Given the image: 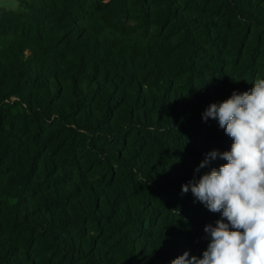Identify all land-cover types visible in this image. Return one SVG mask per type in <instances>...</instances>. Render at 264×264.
<instances>
[{
  "label": "trees",
  "instance_id": "obj_1",
  "mask_svg": "<svg viewBox=\"0 0 264 264\" xmlns=\"http://www.w3.org/2000/svg\"><path fill=\"white\" fill-rule=\"evenodd\" d=\"M257 78L264 0L0 8V264L202 258L221 214L182 185L232 144L202 114Z\"/></svg>",
  "mask_w": 264,
  "mask_h": 264
},
{
  "label": "clouds",
  "instance_id": "obj_2",
  "mask_svg": "<svg viewBox=\"0 0 264 264\" xmlns=\"http://www.w3.org/2000/svg\"><path fill=\"white\" fill-rule=\"evenodd\" d=\"M209 118L232 144L229 151L207 153L196 172L217 158L226 163L182 185V194L191 191L221 219L204 228L210 243L202 258L185 252L170 264H264V78L211 104L202 114L205 122Z\"/></svg>",
  "mask_w": 264,
  "mask_h": 264
},
{
  "label": "rangeland",
  "instance_id": "obj_3",
  "mask_svg": "<svg viewBox=\"0 0 264 264\" xmlns=\"http://www.w3.org/2000/svg\"><path fill=\"white\" fill-rule=\"evenodd\" d=\"M22 0H0V8L18 11Z\"/></svg>",
  "mask_w": 264,
  "mask_h": 264
}]
</instances>
